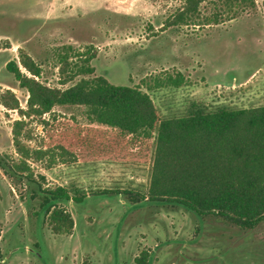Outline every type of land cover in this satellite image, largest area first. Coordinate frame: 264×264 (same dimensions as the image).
Listing matches in <instances>:
<instances>
[{"label": "rangeland", "instance_id": "obj_1", "mask_svg": "<svg viewBox=\"0 0 264 264\" xmlns=\"http://www.w3.org/2000/svg\"><path fill=\"white\" fill-rule=\"evenodd\" d=\"M180 3L0 0L1 264H136L144 250L150 253L149 264H264V219L245 227L218 214L198 216L182 206L145 198L155 146L146 162L101 159L58 162L48 168L46 160L30 161L34 182L14 173L11 166L21 158L12 135L13 122L21 117L2 101L10 89L21 107L27 108V89L6 68L11 60L19 62L20 50L41 65L39 80L59 88L70 87L83 77H69L82 62L79 53H96L90 62L95 67L92 76H104L117 85L142 86L152 96L161 119L199 110L263 106L264 0L224 23L161 30ZM215 6L203 3L202 14L211 15L218 9ZM228 16L225 11L221 21ZM65 54L69 65L60 62ZM177 71L190 84L147 87L154 85L155 77ZM54 110L90 124L85 106H56ZM27 120L32 138L25 142L37 148L45 129L40 118ZM40 185H61L73 197L84 196L81 202L60 203L74 219L70 233L52 230L49 214L40 206L39 197L44 194Z\"/></svg>", "mask_w": 264, "mask_h": 264}, {"label": "trees", "instance_id": "obj_2", "mask_svg": "<svg viewBox=\"0 0 264 264\" xmlns=\"http://www.w3.org/2000/svg\"><path fill=\"white\" fill-rule=\"evenodd\" d=\"M205 2L215 4L218 9L204 16L201 5ZM256 2L181 0L161 30L171 26L224 23L246 9H254ZM225 11L229 18L222 22ZM96 55L79 53L82 62L69 77H83L67 88L51 87L39 80L42 67L24 50H20L19 62L14 59L7 63V70L29 93L26 109L10 89L2 101L21 117L12 125L13 144L21 156L11 165L14 173L34 182L30 161L46 160L48 168L58 162L71 164L101 159L146 162L155 146L149 196L145 197L148 201L172 203L198 216L218 214L245 227H253L264 219V105L199 110L186 116L161 119L152 96L142 86L117 85L104 76H92L95 67L90 62ZM60 60L61 64H70L68 54ZM20 64L29 74L22 71ZM154 81V85L147 86L149 89L190 84L181 71L165 78L155 77ZM65 105L87 107L90 124L63 117L54 110ZM46 114L50 118L44 117ZM35 117L40 118L46 132L42 145L37 148L25 142L32 138L27 119ZM40 191L44 193L39 197L40 206L49 214L52 230L57 234L70 233L75 222L60 203L81 202L84 196L73 197L61 185L55 188L40 185ZM1 258L0 248V264ZM135 261L149 264V251H142Z\"/></svg>", "mask_w": 264, "mask_h": 264}]
</instances>
